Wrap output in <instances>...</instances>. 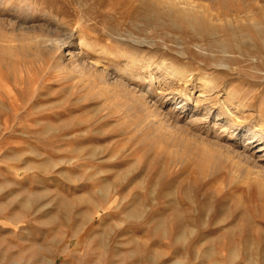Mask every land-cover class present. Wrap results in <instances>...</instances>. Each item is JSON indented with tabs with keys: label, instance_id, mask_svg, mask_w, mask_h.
Wrapping results in <instances>:
<instances>
[{
	"label": "rangeland",
	"instance_id": "374dc122",
	"mask_svg": "<svg viewBox=\"0 0 264 264\" xmlns=\"http://www.w3.org/2000/svg\"><path fill=\"white\" fill-rule=\"evenodd\" d=\"M0 264H264V0H0Z\"/></svg>",
	"mask_w": 264,
	"mask_h": 264
},
{
	"label": "bare ground",
	"instance_id": "6f19581e",
	"mask_svg": "<svg viewBox=\"0 0 264 264\" xmlns=\"http://www.w3.org/2000/svg\"><path fill=\"white\" fill-rule=\"evenodd\" d=\"M199 23H200V22H198V24H199ZM200 24H201V23H200ZM40 38H41V37H40ZM59 38H60V37H59ZM49 39H50V38H49ZM49 39H48V40H49ZM56 39H57V38L52 39L53 42H52L51 47L56 46L57 48L62 49L63 46H64V47L67 46L66 43L63 42V45H62V43H60V41H58V40H56ZM64 41H65V40H64ZM50 44H51V43H50ZM1 47H2V46H1ZM5 47H6V46H5ZM8 48H10V47H8ZM19 48H20V47H19ZM25 48H26V47H25ZM57 48H56V49H57ZM2 49H4V47H2L1 50H2ZM5 49H6V48H5ZM5 49H4V52H5ZM29 49H30V47H29ZM6 50L8 51V50H10V49H6ZM11 50H12V49H11ZM14 50H16V49L14 48ZM14 50L9 51V53H14ZM17 50H18V49H17ZM2 51H3V50H2ZM21 51H22V50H21ZM21 51H20V52H21ZM75 52H76V51H75ZM15 53H16V52H15ZM15 53H14V54H15ZM68 54H69V53H68ZM6 55H8V53H7ZM10 56H12V55H10ZM142 94H143V93H142ZM144 95H145V94H144ZM157 112H158V111H157ZM209 112H210V111H209ZM167 115H168V114H167ZM220 121H221V120H220Z\"/></svg>",
	"mask_w": 264,
	"mask_h": 264
}]
</instances>
